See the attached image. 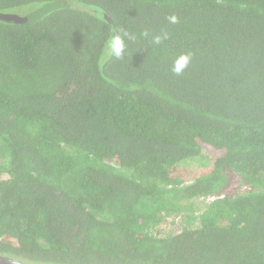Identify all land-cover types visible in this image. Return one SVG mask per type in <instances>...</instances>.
I'll return each mask as SVG.
<instances>
[{
  "label": "trees",
  "instance_id": "trees-1",
  "mask_svg": "<svg viewBox=\"0 0 264 264\" xmlns=\"http://www.w3.org/2000/svg\"><path fill=\"white\" fill-rule=\"evenodd\" d=\"M38 10L0 20V255L264 264V0H0Z\"/></svg>",
  "mask_w": 264,
  "mask_h": 264
},
{
  "label": "clouds",
  "instance_id": "clouds-1",
  "mask_svg": "<svg viewBox=\"0 0 264 264\" xmlns=\"http://www.w3.org/2000/svg\"><path fill=\"white\" fill-rule=\"evenodd\" d=\"M170 23H176L177 22V17L176 16H171L168 18ZM167 38V33L162 34L161 36H157L155 38V43L159 44L162 39ZM110 49L111 52L116 55L117 57L121 56L123 51H124V42L120 37H116L113 40L110 41ZM191 57L189 54H183L181 55L174 63L173 71L176 74H181L188 64L190 63Z\"/></svg>",
  "mask_w": 264,
  "mask_h": 264
},
{
  "label": "water",
  "instance_id": "water-1",
  "mask_svg": "<svg viewBox=\"0 0 264 264\" xmlns=\"http://www.w3.org/2000/svg\"><path fill=\"white\" fill-rule=\"evenodd\" d=\"M59 5H49V6H44L41 10H50V9H54L56 7H58ZM41 10H38L32 14L29 15H17V14H11V13H1L0 12V20L1 21H6V22H13V23H28L30 22L32 19H34L36 16H39V14L41 13ZM0 264H28V263H24L15 259H12L10 257L7 256H1L0 255Z\"/></svg>",
  "mask_w": 264,
  "mask_h": 264
},
{
  "label": "rangeland",
  "instance_id": "rangeland-1",
  "mask_svg": "<svg viewBox=\"0 0 264 264\" xmlns=\"http://www.w3.org/2000/svg\"><path fill=\"white\" fill-rule=\"evenodd\" d=\"M205 152L211 156V158H219L223 152L222 151H219V150H215L213 149L212 147H205ZM214 167H211V168H208V169H202V170H191L189 172V177H200V176H205V175H208L212 172ZM239 179L238 178H235L233 181H232V186H231V189L228 188V191L233 193L235 192L237 189L239 190V183H238ZM170 223V220H168L166 223H165V226H168V229H171L173 226Z\"/></svg>",
  "mask_w": 264,
  "mask_h": 264
}]
</instances>
